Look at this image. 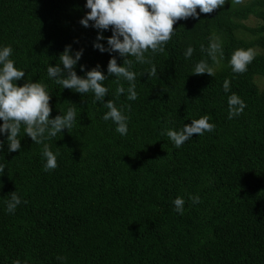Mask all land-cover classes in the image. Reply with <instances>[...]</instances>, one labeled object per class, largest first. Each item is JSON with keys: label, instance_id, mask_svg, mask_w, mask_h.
<instances>
[{"label": "trees", "instance_id": "obj_1", "mask_svg": "<svg viewBox=\"0 0 264 264\" xmlns=\"http://www.w3.org/2000/svg\"><path fill=\"white\" fill-rule=\"evenodd\" d=\"M85 3L0 0V49L10 45L9 58L26 74L17 85H46L50 118L70 107L77 113L71 129L44 141L57 156L49 171L43 144L32 142L23 126L19 151H8L7 134H0V163L6 164L0 175V264H264V89L254 82L264 76V56L257 54L242 74L230 65L235 50L250 48L236 36L242 28L235 19L264 9V0L243 7L225 0L210 14L197 9L198 18L177 21L164 51L145 54L157 76H147L152 64L134 62L136 100L127 99V81L120 80L125 92L118 98L117 78L103 81L104 101L113 100L129 117L123 136L102 118L108 109L94 102L92 92L62 88L47 73L66 45L83 49L78 76L97 64L107 75L110 56L122 64L118 53L93 47L97 30L79 23L89 11ZM255 16L264 19V13ZM213 36L225 66L214 77L196 75L201 60L214 65L207 51ZM100 43L107 47L106 39ZM255 44L264 49V37ZM189 46L194 51L186 58ZM233 93L246 107L229 119ZM205 115L215 129L193 134L179 148L162 134ZM14 191L22 202L9 213ZM193 196L200 202L193 203ZM176 197L185 201L182 215L175 211Z\"/></svg>", "mask_w": 264, "mask_h": 264}, {"label": "clouds", "instance_id": "obj_2", "mask_svg": "<svg viewBox=\"0 0 264 264\" xmlns=\"http://www.w3.org/2000/svg\"><path fill=\"white\" fill-rule=\"evenodd\" d=\"M244 0H232L235 5L242 4ZM225 0H86L85 7L89 11L80 19L79 23L85 28L91 26L97 30L93 41V47L101 53H118L123 58L122 64L117 63L115 56H110L107 64V75L100 70L97 64L91 70H87L84 76H78L74 70L82 57L83 49L73 52L71 45H66L59 54L60 63L55 66L49 65L48 76L55 80V83L69 90L85 94L92 92L94 102H103L108 111L103 115L105 121L111 120L116 125V131L123 135L128 132L129 117L124 114L122 108H118L113 100L104 101L108 88L104 86L109 76L117 78L115 95L118 98L125 92L120 80L128 82L127 99L136 100V79L137 73L132 70L134 62L139 64H152V60L145 54L151 51L154 55L164 51V45L171 39L174 33V24L179 20L198 18L199 13L210 14L222 7ZM199 9V13L197 12ZM91 22V25L90 23ZM111 29V35L105 37L104 31ZM107 40V47L100 43ZM208 51L212 60H216V54L222 56V47L218 37H212ZM201 45V51H204ZM194 49L189 46L185 57H191ZM13 49L10 45L0 49V134H7L8 151L16 152L21 149L20 133L21 127L24 134L31 138L36 144H43L42 155L46 158L45 171L57 167V156L51 150L45 140L51 139L61 133L62 130L71 129L76 121V109L68 108L66 113L50 118L51 107L50 92L47 86L37 82H26L18 86L16 81L25 78V71L17 69L14 61L9 57ZM257 53L253 48L237 49L230 58V65L234 73H244L247 66L253 61ZM129 57H134L135 61ZM63 65L61 67L60 65ZM81 71H85L84 65H80ZM196 75L207 73L214 77L213 69L207 61L201 60L195 65ZM144 73H140L141 76ZM147 76H157V69L154 64ZM225 92L230 90V81L223 83ZM228 103V118L242 114L246 104L235 93L230 95ZM210 117L205 115L198 119L191 120L190 124H184L179 131L167 129L166 134L174 145L179 148L186 141L192 138L193 134L203 135L211 132L215 125L209 123ZM4 141L0 140V148H3ZM5 163H0V175L4 173ZM193 203H199L198 196L190 197ZM22 202L21 197L14 191L11 199L7 201V211L13 213L16 207ZM27 203V201H23ZM184 199L176 197L173 200L175 211L183 214ZM63 260L65 257L58 256ZM13 264H21L19 260Z\"/></svg>", "mask_w": 264, "mask_h": 264}, {"label": "rangeland", "instance_id": "obj_3", "mask_svg": "<svg viewBox=\"0 0 264 264\" xmlns=\"http://www.w3.org/2000/svg\"><path fill=\"white\" fill-rule=\"evenodd\" d=\"M259 0H244L242 4L235 5L237 7L249 6V4ZM263 1V0H260ZM264 13V9L256 8L255 14H250L244 19H235L242 29L238 30L236 36L243 40L250 48H253L257 54L264 56V49L257 46L255 43L264 37V19L255 16L256 14ZM224 64L220 60L219 53L216 54V60L214 65L211 67L214 72L220 71L224 68ZM254 82L258 89H264V76H255Z\"/></svg>", "mask_w": 264, "mask_h": 264}]
</instances>
